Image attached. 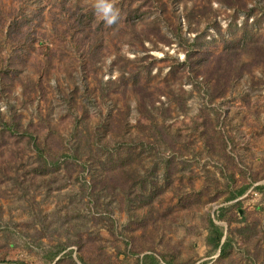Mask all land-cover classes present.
<instances>
[{
    "label": "rangeland",
    "instance_id": "1",
    "mask_svg": "<svg viewBox=\"0 0 264 264\" xmlns=\"http://www.w3.org/2000/svg\"><path fill=\"white\" fill-rule=\"evenodd\" d=\"M97 2L0 0V264H264V0Z\"/></svg>",
    "mask_w": 264,
    "mask_h": 264
},
{
    "label": "clouds",
    "instance_id": "2",
    "mask_svg": "<svg viewBox=\"0 0 264 264\" xmlns=\"http://www.w3.org/2000/svg\"><path fill=\"white\" fill-rule=\"evenodd\" d=\"M95 7L98 12L103 14V18L107 24L111 25L116 21L118 11L114 9L112 3L106 2V0H98Z\"/></svg>",
    "mask_w": 264,
    "mask_h": 264
},
{
    "label": "trees",
    "instance_id": "3",
    "mask_svg": "<svg viewBox=\"0 0 264 264\" xmlns=\"http://www.w3.org/2000/svg\"><path fill=\"white\" fill-rule=\"evenodd\" d=\"M243 191H244V190L241 189V190L237 193V195L242 194ZM210 226L212 227V231H213V233H214V235H215V240H216L217 244L219 245V242H220L221 237H222V235H223V230H222L221 227L216 226V225L213 224L212 222H210ZM217 244H216V245H217ZM227 244H228V243L225 242V243H223L222 245H220V248H219L220 256H221V255H225V254L227 253ZM146 259L149 260V264H156V261L154 260L153 257H146Z\"/></svg>",
    "mask_w": 264,
    "mask_h": 264
}]
</instances>
